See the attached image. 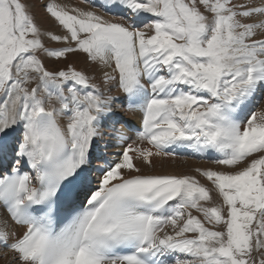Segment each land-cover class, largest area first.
<instances>
[{
	"label": "snow or ice",
	"instance_id": "obj_1",
	"mask_svg": "<svg viewBox=\"0 0 264 264\" xmlns=\"http://www.w3.org/2000/svg\"><path fill=\"white\" fill-rule=\"evenodd\" d=\"M80 3L0 0V255L264 264V0Z\"/></svg>",
	"mask_w": 264,
	"mask_h": 264
},
{
	"label": "bare ground",
	"instance_id": "obj_2",
	"mask_svg": "<svg viewBox=\"0 0 264 264\" xmlns=\"http://www.w3.org/2000/svg\"><path fill=\"white\" fill-rule=\"evenodd\" d=\"M60 2L76 3L78 6L80 2L76 0H60ZM156 168L154 169L157 173H191L192 169L209 168L211 163L197 162L188 158L176 157V158H155ZM215 166V165H214ZM12 254L8 253L7 256L0 255V264H10Z\"/></svg>",
	"mask_w": 264,
	"mask_h": 264
},
{
	"label": "rangeland",
	"instance_id": "obj_3",
	"mask_svg": "<svg viewBox=\"0 0 264 264\" xmlns=\"http://www.w3.org/2000/svg\"><path fill=\"white\" fill-rule=\"evenodd\" d=\"M81 5H82V3H80ZM82 7H85V8H88V6L87 5H82ZM93 10H98V9H93ZM100 14H102V15H104L101 11H98ZM106 16V15H105ZM107 18H110V17H108V16H106ZM113 18V17H112ZM72 59H76V58H73V57H70V60H72ZM76 66H77V68H83V67H85V65H84V63H83V57H80L79 58V62L76 64ZM209 167H215L214 166V164H211Z\"/></svg>",
	"mask_w": 264,
	"mask_h": 264
}]
</instances>
